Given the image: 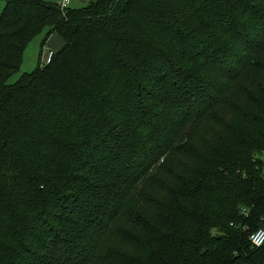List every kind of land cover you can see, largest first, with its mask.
<instances>
[{"label": "trees", "instance_id": "1", "mask_svg": "<svg viewBox=\"0 0 264 264\" xmlns=\"http://www.w3.org/2000/svg\"><path fill=\"white\" fill-rule=\"evenodd\" d=\"M1 1L0 264H264V0Z\"/></svg>", "mask_w": 264, "mask_h": 264}, {"label": "rangeland", "instance_id": "2", "mask_svg": "<svg viewBox=\"0 0 264 264\" xmlns=\"http://www.w3.org/2000/svg\"><path fill=\"white\" fill-rule=\"evenodd\" d=\"M48 3L59 5L62 0H44ZM96 0H71L69 5L70 10H83L88 5ZM5 8V3L0 2V15ZM50 29L45 30L40 36L36 37L26 48L23 55V62L19 71L13 74L8 80L9 85L18 83L25 74H30L38 70L43 59V51L46 48L53 50L55 53H59L66 47V42L59 34H49ZM52 40L51 44L50 41ZM45 49V50H44ZM56 50V51H55Z\"/></svg>", "mask_w": 264, "mask_h": 264}, {"label": "built area", "instance_id": "3", "mask_svg": "<svg viewBox=\"0 0 264 264\" xmlns=\"http://www.w3.org/2000/svg\"><path fill=\"white\" fill-rule=\"evenodd\" d=\"M71 0H63L62 3V9H66L68 5L70 4ZM55 52L51 49H46L44 52V56L42 59V63L44 66H49L55 57ZM251 243L254 247L256 248H261L264 246V229L257 231L256 233L252 234L251 238Z\"/></svg>", "mask_w": 264, "mask_h": 264}, {"label": "crops", "instance_id": "4", "mask_svg": "<svg viewBox=\"0 0 264 264\" xmlns=\"http://www.w3.org/2000/svg\"><path fill=\"white\" fill-rule=\"evenodd\" d=\"M51 42H52V40L50 41V43L49 44H51ZM47 49V48H46ZM56 51V50H55Z\"/></svg>", "mask_w": 264, "mask_h": 264}]
</instances>
